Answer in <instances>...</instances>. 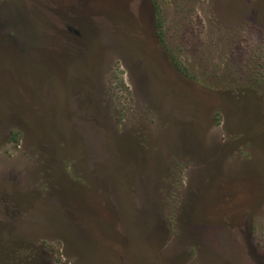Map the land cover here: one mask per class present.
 <instances>
[{"label": "rangeland", "instance_id": "obj_1", "mask_svg": "<svg viewBox=\"0 0 264 264\" xmlns=\"http://www.w3.org/2000/svg\"><path fill=\"white\" fill-rule=\"evenodd\" d=\"M0 264H264V0H0Z\"/></svg>", "mask_w": 264, "mask_h": 264}]
</instances>
